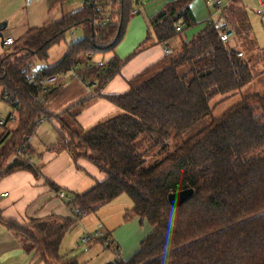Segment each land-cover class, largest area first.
<instances>
[{"label": "trees", "instance_id": "trees-1", "mask_svg": "<svg viewBox=\"0 0 264 264\" xmlns=\"http://www.w3.org/2000/svg\"><path fill=\"white\" fill-rule=\"evenodd\" d=\"M193 2L166 4L149 20L150 37L169 46L196 26ZM111 13V23L98 30L93 9L84 7L60 21L28 30L0 58V100L15 110L17 122L0 141V178L16 170L39 177L31 154L27 157L20 150L30 145L41 121L52 119L46 105L62 86L39 100L28 74L38 63L47 62L50 49L74 29H81L83 38L69 46L57 65L40 69V73L69 72L77 64L113 52L135 13L134 0H112ZM223 31L207 24L166 56L169 67L138 86L132 83L125 94L107 96L121 114L89 130L82 129L77 114L69 110L56 116L60 130L54 150L67 151L74 161L91 162L107 179L83 194L65 193L74 218L52 216L26 225L10 222V230L29 253L45 264H78L75 258L60 255L66 234L84 217L126 194L133 202L132 212L153 231L132 258L110 264H264V157L243 159L264 148V95L244 98L151 166H145L136 147L141 135L165 147L167 141L212 114L214 97L227 98L254 80L246 59L221 41ZM124 63L113 58L110 70H93L89 76L101 89ZM186 189H194V195L173 208L169 195Z\"/></svg>", "mask_w": 264, "mask_h": 264}, {"label": "crops", "instance_id": "crops-1", "mask_svg": "<svg viewBox=\"0 0 264 264\" xmlns=\"http://www.w3.org/2000/svg\"><path fill=\"white\" fill-rule=\"evenodd\" d=\"M72 1L0 0V27L5 25L3 29H0V58L10 52L11 46H4L6 39L12 38L17 41L28 30L60 21L65 16L85 7L83 0H78L79 7L65 15L63 7L71 4ZM172 1L174 0H134L135 13L125 27L122 40L113 52L104 57L94 58L95 61H110L113 58L121 62L125 61L120 72L101 89L98 88L92 76H89L91 72L86 73L83 80L67 75L61 83L59 93L46 105L47 111L53 117L41 122L29 143L32 164L38 168L39 177L28 170H16L0 178V264H45L40 262L34 253L27 251L20 238L10 230L9 223L26 225L31 220H45L52 216L74 218L75 211L67 203L70 199L68 194H83L107 179V175L91 162L84 159L74 161L67 151L56 152L54 150L60 130L56 116H62L65 111L69 110L70 113L77 114L76 121L79 126L84 130H89L99 122L119 115L121 110L110 103L106 97L127 93L134 80L150 67L166 59V48L173 52L175 46L177 47L174 40L169 43V46L156 42L150 37L149 28V20L162 12L166 4ZM191 11L197 25L194 29L192 28L191 38L187 36L181 41H190L207 24H214L218 28L230 29L234 32V36L228 42L230 44L236 38L239 28L245 29L242 24L239 26L236 24V12L245 11L240 0H227L222 11H215L208 7L205 0H194L191 4ZM200 25L201 27L197 28ZM236 46V43H232L231 48L243 53L241 48ZM47 67L53 66L36 67L33 70L39 71ZM0 102L8 104L5 101L0 100ZM12 115H14L13 110L0 109V118L4 121V124L0 125L3 127V133L8 128V119ZM9 122H11L10 127L14 126L12 121ZM50 183L60 188L62 192L68 193L67 198H62ZM111 203L106 205L109 206ZM106 205L102 206L96 215L100 217L99 221L100 219L104 221V223L101 221L98 223L97 229L102 225L111 245L106 247L100 241H96L101 243L102 249H87L89 251L84 254L82 264L94 260L98 262L103 260L102 264L114 263L117 260L127 261L139 251L142 241L153 231V227L146 220L135 217L134 221L139 223L138 233L125 234L123 230L129 224L128 221L121 219L122 213L117 222L112 221L109 209H107L109 207ZM122 205L126 211L132 212L134 205L130 198L122 199ZM80 223L66 234L60 246L62 257L75 258L77 262L78 259L71 255L73 251L71 240L65 241V238L72 234ZM74 246L80 248L78 243ZM120 252L121 255L118 256ZM90 254L93 259L90 258Z\"/></svg>", "mask_w": 264, "mask_h": 264}, {"label": "rangeland", "instance_id": "rangeland-1", "mask_svg": "<svg viewBox=\"0 0 264 264\" xmlns=\"http://www.w3.org/2000/svg\"><path fill=\"white\" fill-rule=\"evenodd\" d=\"M240 2L243 4L245 11L236 12V24H238V26L242 24V27H245V29L239 28L238 33H236V38L232 41V43L233 44L236 43V45L239 48H241V51L243 52V58L246 59V61L249 63L252 73L256 77L242 90L236 92L235 94L227 98L220 95L214 97L213 100L211 101V106L213 108L212 114L203 118L200 122L192 126L189 130H187L185 133L180 135L178 138H173L167 141L165 147L155 146L151 138H149L147 135H141L140 137H138V139L136 140L137 152L143 156L145 160V166H151L156 162L164 159L167 155L174 152V150L180 144L190 139L191 137L195 136L197 133H199L206 127H208L214 118L220 117L231 107L241 102L244 98L253 94L264 95V11H262L261 8H259L257 0H240ZM77 7H79V1L73 0L71 4H68L63 7L64 14L65 15L70 14ZM213 10L217 11V9L215 8H213ZM200 27L201 25L199 27L197 26V28ZM192 32H193L192 28H189L186 31H184L180 36H178L173 41L174 43L176 42L175 45H177V47L175 46V49L179 48L178 44L181 41V39L186 38L187 36L190 39ZM82 37H83L82 31L79 29L76 30L74 29L73 31L69 32L65 36L64 41H62L59 45H56L55 47L52 48V50L50 51L49 60L44 63H38L37 67L42 68L45 66L57 65L65 57L69 46L81 40ZM232 43L229 44L230 47ZM167 67H169V61L166 59L155 64L154 66L147 69L139 78L134 80L133 85L134 86L140 85L141 83H143L146 80H149L155 74L161 72ZM1 108L7 111L13 110L15 114V110L12 107L11 110L10 106L4 102H0V109ZM256 114L260 115L261 111L257 109ZM2 118L5 117L2 116ZM8 123H9L8 128L4 131V133H3V127L0 126V135L3 133L2 136L0 137V141L3 139V136L7 132L12 131L14 129L17 123L16 117H15V121H13L14 126L10 127L11 122ZM260 157H264V148L254 150L244 155L243 159L249 160ZM122 199H129V198L126 194H124L116 198L115 201H112V203L109 206L106 205L107 207H109L107 209H109V215L111 216L110 218H112V221L117 222L118 219H120V214L122 213L121 219L123 221L126 219V221H128L129 223L127 226L124 227L123 230L124 233L127 235L137 234L139 231V225H138L139 223L134 221V219L135 217L136 218L139 217L136 216L131 211H126V209L122 207L123 206ZM99 210H97L94 214L84 217L80 223V226L72 234H69L65 238V241H67V239L71 240L70 242L71 249H73L71 255L73 257H76L80 264H82L81 260L84 254H87L89 250L91 249L100 250V248L102 249L100 242L83 243V238L85 236L94 234V232L97 229V225L98 223H100V221L104 223L102 219H100L99 221L98 219L100 218L99 216H96ZM76 243L79 244L80 248L78 247L76 248L74 246ZM90 258L93 259V256L91 254H90ZM102 261L99 262L96 260L88 261L89 263L87 264H98V263L102 264Z\"/></svg>", "mask_w": 264, "mask_h": 264}, {"label": "built area", "instance_id": "built-area-1", "mask_svg": "<svg viewBox=\"0 0 264 264\" xmlns=\"http://www.w3.org/2000/svg\"><path fill=\"white\" fill-rule=\"evenodd\" d=\"M227 0H205L206 5L211 8H215L217 10H222L225 7V3ZM259 8L264 11V0H257ZM83 5L90 9H93L96 20H95V27L98 30H102L105 26L111 23L112 20V0H83ZM178 31H181V28H178ZM234 32L230 29H226L223 31L221 35V41L223 43H228L230 39L233 37ZM15 40L12 38H8L4 42V46H12ZM165 53L167 55L172 54V50L166 48ZM239 57H243V53H238ZM111 67L109 65V61L99 60V61H89L86 64H77L75 65L69 72H60L53 75H43L39 71L32 70L28 74V83L32 87L36 88L39 92L38 99H42L43 95L49 92L51 89L56 88L59 86L64 78L67 75H71L74 78L83 80V77L86 73L91 72L93 70H99L102 72L110 70ZM10 121H15V116L12 115L9 118ZM43 122V121H41ZM4 121L0 118V125H3ZM21 153L26 154L27 157L31 154V149L29 145L23 147L20 150ZM60 196L62 198H67L65 192H61ZM96 241H103V244L106 247H110L111 243L107 238L106 233L102 229V225L98 227V229L94 232L93 235H88L83 238V243H91ZM121 255V252L118 253V256Z\"/></svg>", "mask_w": 264, "mask_h": 264}, {"label": "water", "instance_id": "water-1", "mask_svg": "<svg viewBox=\"0 0 264 264\" xmlns=\"http://www.w3.org/2000/svg\"><path fill=\"white\" fill-rule=\"evenodd\" d=\"M5 25L0 27L3 29ZM194 195V189H186L169 195V203L173 208H179Z\"/></svg>", "mask_w": 264, "mask_h": 264}]
</instances>
